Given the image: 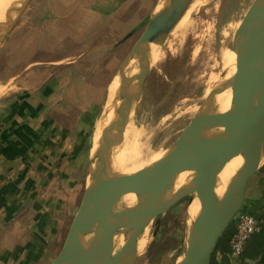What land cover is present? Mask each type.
Segmentation results:
<instances>
[{
  "label": "crops",
  "instance_id": "obj_1",
  "mask_svg": "<svg viewBox=\"0 0 264 264\" xmlns=\"http://www.w3.org/2000/svg\"><path fill=\"white\" fill-rule=\"evenodd\" d=\"M159 2L37 0L11 39L0 62V76L13 71L0 82V264H51L60 252L89 182L106 73ZM240 211L262 225L241 264H264V163ZM227 252L224 235L212 262L230 264Z\"/></svg>",
  "mask_w": 264,
  "mask_h": 264
},
{
  "label": "water",
  "instance_id": "obj_2",
  "mask_svg": "<svg viewBox=\"0 0 264 264\" xmlns=\"http://www.w3.org/2000/svg\"><path fill=\"white\" fill-rule=\"evenodd\" d=\"M32 0H22L18 6H10L4 26L0 31V44L12 32L16 23H11L10 12L22 11ZM191 0H173V6L162 13H153L145 23L144 30L120 66L122 75L126 66L137 55L138 72L121 84L129 88L122 91L125 104L120 106L114 120L103 130L100 151L112 152L113 146L123 142L124 129L118 117L128 116L136 101L143 95L144 82L150 71L148 56L152 43H160L158 34H169L186 14ZM133 33L126 36L129 39ZM237 56L236 72L227 81L213 87L194 118L183 129L177 140L157 162L142 171L123 178L110 176V160L104 159L97 172L90 175L88 185L76 215L74 216L60 252L51 264H61L75 259L76 264H120L125 255L135 261L139 237L155 223V237L162 218L179 202L196 196L201 209L195 218L187 241V248L176 264H212L220 239L231 227L244 202L249 180L262 166L264 143V0H254L245 14L234 39ZM115 78V76H114ZM113 80V79H112ZM133 83V86L131 85ZM231 89L233 106L227 113L213 110L217 94ZM213 127L223 130L213 131ZM111 133H115L113 138ZM243 158L242 166L231 178L224 195L215 193L217 177L225 164L236 157ZM194 171V182L186 189L174 191L179 175ZM110 182L103 194L99 185ZM167 182L172 194L162 199L158 186ZM127 194H135V209H117V204ZM115 213L119 219L116 233L104 239H89L92 221H102ZM127 237L115 252V234Z\"/></svg>",
  "mask_w": 264,
  "mask_h": 264
},
{
  "label": "rangeland",
  "instance_id": "obj_3",
  "mask_svg": "<svg viewBox=\"0 0 264 264\" xmlns=\"http://www.w3.org/2000/svg\"><path fill=\"white\" fill-rule=\"evenodd\" d=\"M21 1L18 0L16 6ZM35 1L37 0H32L26 6L16 21H14L16 12L9 13L10 22L17 23L6 40L0 44V62L5 61V50L8 46L10 47L11 39L19 33L27 32L28 18L33 11ZM169 1L160 0L154 13H161ZM253 1L207 0L205 5L200 4V7L196 6L187 10L183 17L185 26L176 25L171 31L174 33L173 35L163 32L159 36L161 42H156L155 45L149 47L152 55L161 54V60L156 66H150L149 74L144 82L143 95L138 102L136 101L137 103L135 102L133 113L130 114L143 132L140 143L145 147L144 159L148 160L161 151H166L194 118L203 104L202 98L209 87L210 77L219 72L220 52L225 45L224 30L232 22L240 21L241 24ZM147 19L135 29V35L127 40L122 56L118 57L112 66L114 71L108 72L111 74L106 73L109 85L98 119L105 115L109 90L112 87L118 88L116 81L122 78L118 75L120 66L144 30ZM0 23L1 31L4 22ZM136 57L135 54L133 58L137 61ZM131 64L130 62L128 66L133 72ZM12 73L13 71L5 72L3 76H0V82L10 77ZM114 135L115 133H111L112 137ZM91 144L90 175H92L101 153L99 149L93 153V149L96 146L100 147L101 144L94 143L92 138ZM188 202V198H185L162 218L155 237L153 236L155 223L149 226L147 246H145L144 252L135 255L137 257L133 264H176L186 251L191 231V226L189 227L187 222L189 217ZM124 258L125 256L121 262L124 261ZM131 260L132 255L129 257V263Z\"/></svg>",
  "mask_w": 264,
  "mask_h": 264
},
{
  "label": "bare ground",
  "instance_id": "obj_4",
  "mask_svg": "<svg viewBox=\"0 0 264 264\" xmlns=\"http://www.w3.org/2000/svg\"><path fill=\"white\" fill-rule=\"evenodd\" d=\"M191 1L192 3L189 6V8H195L196 6H199L200 4L202 5L207 0H201V3H199V0H191ZM17 3H18V0H0V22L1 21L5 22V18H6L5 15H6L8 8H10V6H16ZM171 3H173V0L169 1V3L167 4V7L162 12H164L168 8H171L173 6V4ZM18 18H19V13L16 12L14 16V21H16ZM177 25H180L182 27L185 26L183 18ZM239 25H240V21L232 22L227 26V28L223 32V36L225 39V45H223L222 51L220 52V57H219L220 58V64H219L220 69L216 75L210 77L209 87L204 92L202 101L205 100V98L208 96L210 90L213 87L229 80L236 72L237 56L234 50V43L232 44L231 42L233 41L232 40L233 36L237 28L239 27ZM162 33H163L162 31L159 32L158 37ZM173 34L174 33H171V35ZM152 45H155V43H152L150 46ZM154 55L151 54L150 50L148 51L150 66L152 65L156 66L161 60V54L155 53ZM131 63H132L131 68L133 72L130 70L129 66L127 65L123 75L120 76L122 78L117 79L116 81V85H118V88L112 87L109 90V98H108V103L105 109V115L103 118L101 117L100 119L97 120V123L95 124V128H94V132L92 135V141L96 144H102L103 130L106 128V126H108L114 120V118L116 117L118 113V110L120 109V106H122V104H125L126 102L123 99L122 91H124L126 88H129V82L127 83V85H123L121 84V82L124 79L129 80L130 78H133L134 74H137L138 69H139L138 63L135 59H133ZM131 85L133 86V83ZM232 106H233V97H232L231 89L225 90L215 96L214 102H213V110L216 113H227L232 108ZM118 121L122 123L123 129H124L123 142L120 145L113 146V150L111 153L101 151L98 162L96 163L94 167L92 175L95 172H97L101 162L106 158L110 160V166L108 170V172L110 173V176L117 177V178H123L131 174H134L136 172L144 170L151 164L160 160L166 154L164 150L152 156L148 160L144 159L145 147L143 144L140 143V137L143 132L136 125L135 119L131 117L130 115H128V116L118 117ZM212 130L220 131V130H223V127H213ZM115 136L116 134L113 136V138ZM98 147L99 146H96V148L93 149L94 150L93 153L101 148V146L99 148ZM262 159H263L262 160V164H263L264 163V143H263ZM242 164H243V158L240 156L232 159L227 164H225V166L223 167V169L221 170V172L219 173L217 177V184L215 187V193L219 198H221L224 195L227 187L230 184L231 178L236 173V171L242 166ZM193 182H194V171H185L181 173L179 177L177 178L174 191L179 190L182 186H185V188L188 189L192 185ZM107 186H110V182L103 180L99 185V194L100 193L103 194ZM158 190H159V195L162 199L168 198L173 192L171 190V185L169 186L167 182L160 183L158 186ZM188 204H189V207H188L189 217H188L187 222L190 227L192 226L195 218L198 216L200 209H201V205L196 196H194L193 200L188 202ZM136 206H137L136 195L127 194L124 197H122L121 200L118 202L117 209H120V210H123L126 208L135 209ZM118 224H119V219L117 218L115 213L110 214L109 217H106L102 221H92L89 224L90 231L85 235V242H88L89 239L91 238L102 240L106 236H108L109 233L111 232L116 233L115 231H116ZM148 228L144 231V233L138 239L137 252L135 255H139L142 252H144L145 246H147L146 243L148 242ZM126 237L127 236L122 233L115 234V237H114L115 252H117L121 248V246L125 242ZM128 256L130 257L131 254L125 255L124 261H122L121 264H130ZM61 264H76V261L75 259L65 260Z\"/></svg>",
  "mask_w": 264,
  "mask_h": 264
},
{
  "label": "built area",
  "instance_id": "obj_5",
  "mask_svg": "<svg viewBox=\"0 0 264 264\" xmlns=\"http://www.w3.org/2000/svg\"><path fill=\"white\" fill-rule=\"evenodd\" d=\"M262 229V225L253 216L242 213L235 217L228 233V256L230 264H241L245 245L251 236Z\"/></svg>",
  "mask_w": 264,
  "mask_h": 264
},
{
  "label": "trees",
  "instance_id": "obj_6",
  "mask_svg": "<svg viewBox=\"0 0 264 264\" xmlns=\"http://www.w3.org/2000/svg\"><path fill=\"white\" fill-rule=\"evenodd\" d=\"M229 232H226L225 235H228ZM212 264H215L214 261L212 262Z\"/></svg>",
  "mask_w": 264,
  "mask_h": 264
}]
</instances>
